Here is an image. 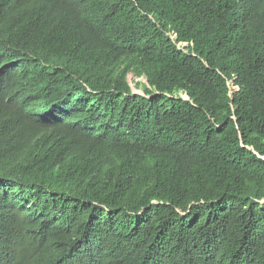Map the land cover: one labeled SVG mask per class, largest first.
I'll use <instances>...</instances> for the list:
<instances>
[{
  "label": "trees",
  "instance_id": "obj_1",
  "mask_svg": "<svg viewBox=\"0 0 264 264\" xmlns=\"http://www.w3.org/2000/svg\"><path fill=\"white\" fill-rule=\"evenodd\" d=\"M0 264H264V0H0Z\"/></svg>",
  "mask_w": 264,
  "mask_h": 264
},
{
  "label": "rangeland",
  "instance_id": "obj_2",
  "mask_svg": "<svg viewBox=\"0 0 264 264\" xmlns=\"http://www.w3.org/2000/svg\"><path fill=\"white\" fill-rule=\"evenodd\" d=\"M137 82H139V83H141V84H145L146 82H145V80L144 79H134L131 75L128 77V83H129V85H130V87H131V89L134 91V92H136V93H140L141 91V89H139V90H135V83H137ZM229 87L231 88V91H232V89L233 88H235V86L233 87V85H232V83L231 82H229ZM234 91H237V89L235 88V90Z\"/></svg>",
  "mask_w": 264,
  "mask_h": 264
},
{
  "label": "clouds",
  "instance_id": "obj_3",
  "mask_svg": "<svg viewBox=\"0 0 264 264\" xmlns=\"http://www.w3.org/2000/svg\"><path fill=\"white\" fill-rule=\"evenodd\" d=\"M175 37H176L175 34L171 35V39L172 40H174ZM177 46H178L179 50H183V47L188 46V44L187 43H179V44H177ZM234 80H235V77L233 79L227 80V85H228V88H229V96H232L233 92H235L234 91L235 88L238 90L237 86H235L234 83H233ZM229 82L232 83L233 87L235 86V88H233L232 91H231V88L229 87Z\"/></svg>",
  "mask_w": 264,
  "mask_h": 264
}]
</instances>
